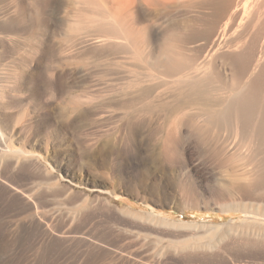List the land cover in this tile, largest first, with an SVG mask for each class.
<instances>
[{
    "label": "rangeland",
    "instance_id": "374dc122",
    "mask_svg": "<svg viewBox=\"0 0 264 264\" xmlns=\"http://www.w3.org/2000/svg\"><path fill=\"white\" fill-rule=\"evenodd\" d=\"M70 4L0 0V264H264V216L244 209L264 211V183L223 191L233 170L262 175L259 119L211 128L179 80L211 79L228 101L245 79L240 51L204 55L210 44L194 33L160 40L178 16L157 21L140 5L149 41L122 54L76 35ZM183 114L171 161L164 141Z\"/></svg>",
    "mask_w": 264,
    "mask_h": 264
},
{
    "label": "bare ground",
    "instance_id": "6f19581e",
    "mask_svg": "<svg viewBox=\"0 0 264 264\" xmlns=\"http://www.w3.org/2000/svg\"><path fill=\"white\" fill-rule=\"evenodd\" d=\"M68 2H71L70 5L73 8H72V11H70V13L68 12L69 14H67V15H70L69 21L68 19L66 20L68 21V24H70L71 26L75 28L76 35L78 34L80 36L82 34L84 37L90 36V37H93L92 41L97 40L98 42H100L101 40H105V42L108 40L112 42H119L122 45L117 44V46H120L119 49L123 51L122 54L124 52H130L131 50H133L134 52H137L135 47H137L136 44L137 42L139 43V40L144 44L147 43V41H149L148 37L150 36L148 34H149L150 27L149 26L143 27L141 26V23L139 22L140 16H141L140 15V5H143L148 11V13L152 15L150 17L156 18L157 21L165 16L170 15L169 13H176L175 15L178 16L176 18L171 17V19H169L170 21L167 19L169 21L168 23V21L166 20L167 21L166 25H168L167 27H165L166 25L161 24L160 27L162 28L165 27L166 29H169V31L172 30L171 31L172 33H168L166 30V33L162 35L160 40H163V41L169 40V38L183 40L182 38L184 37V38H187V41H188L189 36H191L192 38V35L196 34L197 38L198 37L199 39L204 38L205 41L207 40L209 42L210 46L207 47V50L204 49L206 50L205 51L206 53L203 52L204 55H208V56L217 55L218 53H222V51L220 50L222 47L224 48L226 47L229 50H232V48L235 50L238 49L240 51V54L238 57L241 58L240 59L241 67L244 70L245 79H247L246 82H245L244 77H242L244 81L242 78H241L242 80L240 79V83L241 81H243V83H241L243 87H240L239 86L240 83L239 82L237 83L236 82L237 80L235 79L236 83L231 86L232 88L231 91L233 90L235 92L232 91L230 95L228 91L226 92L230 97V98L228 97L229 100L227 101L226 99H224L227 97L226 94L225 95L222 94L224 98L218 97L219 96L218 95L216 96L217 99H215L214 98L215 96L212 95L211 91L212 89L216 90L219 87L213 88L212 85L214 84H212L211 79L210 80L208 78L202 79L199 77L196 78L194 76L189 77L188 75L187 77L186 75H184L183 77L179 79L181 81V84H183V87L184 85L187 87L186 89L188 91L185 97L186 100L184 98L185 100L184 105L186 106L187 104H196V105H199L201 108H203L206 111V113H208L209 115L208 124L211 126V128H213L212 126L215 124L221 125L220 126L221 128H224L222 127V125L223 126L228 125L229 127L231 126L235 127L234 123L236 124V121H239L237 122L239 123L238 125H240V121L243 122L244 124L242 125L247 128L249 124L250 123L252 124L255 119H259L258 121H256L258 123L256 122L253 123V126L256 123L255 124L256 131L255 130L253 131L251 130V131L252 133L254 131L257 132V134L255 135L259 136V139L260 138L262 139L260 141L264 142V88H263L264 86V81H263L264 80L263 79L264 78V67L263 69H261L262 71L259 70L261 72V73L258 72L259 75L256 72V74L258 75V76L255 75L256 79L253 78L255 77L254 74H255V71L257 70L255 66V60L260 54H264V0H68ZM146 10L144 11L145 13H146ZM188 11H192V14H189L190 12L188 13ZM152 22L154 23V21ZM92 27H97V28L96 29L93 28L94 29L93 30ZM157 30H159V28ZM82 35L81 37H83ZM193 37L195 38V36ZM190 40H193V39H190ZM178 45L179 44H177V46ZM180 46L181 45H179V47ZM160 50H161L160 53H163L164 56L166 55L169 58L170 57L173 58L177 56L178 54L177 51H179V50L171 48L168 45H165ZM173 65L174 64H172V66ZM168 66L169 68H171L170 65ZM180 70H182L181 67L179 66L177 67L176 65H174L172 69V71H176L175 73L179 72ZM182 103L180 104V107L174 111V113L176 112L181 113L185 111L183 109L185 106L183 105L182 107ZM188 117H186L185 114H183L182 116L181 115L176 116L175 119H172L173 121L171 120L172 123L170 127H168L170 129H168L169 131L167 130L168 133H167L166 140L164 141L165 144H164V149H163L165 150V153L167 155L170 154L171 156V154L174 153L173 149H175L174 146H176L175 140L178 137L180 128L182 127V125L184 126L185 121L186 123L188 121L191 122L189 120V118L191 117L189 118ZM196 118L198 119V117ZM196 121L191 123V125L193 128L196 129L195 132L196 133L198 132L197 133L198 136H200L202 132L201 131L202 127L198 126V123ZM242 125L240 127H242ZM231 128H230V131L228 130L229 132H231ZM235 128L238 129V127H235ZM235 128H232V130ZM227 129L229 128L227 127ZM204 131L202 132V136H200L202 138L204 137L203 136ZM252 133L250 135H252ZM241 134H244V133L241 132ZM246 134L249 135V132L248 133L246 132ZM255 135L253 137H255ZM243 136H245V134ZM256 139L254 138L253 140H256ZM203 140H206V139L203 138ZM260 151H263V150H260ZM170 156L168 155V158ZM174 156H177V155L174 154ZM171 157H173V154ZM234 159L238 161L239 158L234 157ZM173 160H175L174 157H173ZM262 161H264V159ZM262 164H264V162L261 163V165ZM245 166L247 167V165ZM262 166L261 168L264 167ZM263 169H261V172L263 171ZM233 171L234 172H232L231 175H228L226 173L227 179L229 180V183L225 185L223 189L224 193L226 194L232 195L233 192H236V191L242 194H245V193L248 194L249 191L253 190V189L250 190V188H253L257 185H262L264 183V171L261 173L262 177L260 176V178H258L259 180L255 178L254 181L250 179L251 171H248V172L244 171L241 173L236 172V170H233ZM227 179L226 181L228 182ZM244 209L245 210L249 209V211L254 214H261L264 216V211L260 212L257 210L250 209L248 207H245Z\"/></svg>",
    "mask_w": 264,
    "mask_h": 264
}]
</instances>
